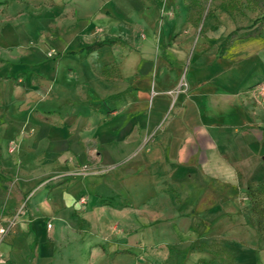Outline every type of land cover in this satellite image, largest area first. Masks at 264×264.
<instances>
[{"label": "crops", "instance_id": "0c3cea01", "mask_svg": "<svg viewBox=\"0 0 264 264\" xmlns=\"http://www.w3.org/2000/svg\"><path fill=\"white\" fill-rule=\"evenodd\" d=\"M56 1L76 4L78 19L94 24L86 35L77 27L49 38L55 58L46 56L50 46L29 44L36 35L10 23L2 25L1 51L9 54L11 68L22 73L24 82L0 78V113L18 114L21 106L26 110L32 117L26 126L36 132L29 144L56 155L57 171L70 179L59 186L62 205L84 195L88 204L81 210L94 211L85 224L98 236L91 237L92 245L77 239L81 248L76 253L86 248L90 264H129L131 239L123 230L117 235L109 231L112 225H127L126 212H150L151 221L171 216L175 222L178 213L198 212L205 200L211 203L212 188L226 195V177L237 165L257 163L259 154L264 156V143L255 145L258 140L251 134L260 131L262 118L245 94L264 80V38L234 39L220 52L221 40L233 29L222 35L208 30L193 42L189 59L185 51L168 47L170 64L153 50L152 24L160 0ZM112 19L143 23L132 33L120 29L94 39L95 24L107 25ZM220 37L212 53L202 54L205 43L214 44ZM105 39L112 42L87 48ZM169 186L176 189L179 201ZM112 195H121L123 204L102 202ZM207 219L191 218L192 233L179 235V240L194 239L210 224ZM36 224L32 221L29 227L35 229ZM68 227L60 221L61 243L67 242ZM100 229L107 237L99 236ZM19 242L15 236V245ZM48 247L44 240L39 250L45 254Z\"/></svg>", "mask_w": 264, "mask_h": 264}, {"label": "rangeland", "instance_id": "374dc122", "mask_svg": "<svg viewBox=\"0 0 264 264\" xmlns=\"http://www.w3.org/2000/svg\"><path fill=\"white\" fill-rule=\"evenodd\" d=\"M229 1L160 0L159 15L152 24L153 50L157 52V58L172 64L171 56L166 51L168 47H174L185 51L189 59V52L194 49L193 42L196 44L197 39L204 38L208 30H220L222 35L239 26L242 29L238 34H242L244 28L262 14L258 9L247 6L246 0H237L240 8L229 14L220 8V3ZM78 16L80 13L74 3L61 4L56 0L0 2V27L10 23L36 35L29 44L50 46L52 51L46 52V56L50 58L56 54L49 38L52 40L60 37L77 27L81 33L88 34L90 24H94V21H80ZM81 22L89 26H78ZM142 23V20L112 19L107 21V25L95 24L93 37L97 39L112 35L120 29L132 33ZM193 34L195 41L191 40ZM178 37H181L179 42ZM260 37L264 38V28ZM221 38L215 39L211 45L205 43L202 54L212 53L213 47ZM2 49L0 48V78L10 79L14 84L23 83L22 73L11 68L12 61L7 56L9 54L2 52ZM5 69L7 70L4 71ZM184 70L185 67L182 74ZM181 86L185 88V82ZM245 94L251 109L257 107L258 115L262 118L258 121L260 131L255 129L251 134L258 140L255 145L263 146L264 80L249 86ZM21 99L22 97L18 98L19 102ZM21 107L16 111L18 114L9 116L0 113V229H4L0 233V264H90L86 248L81 254L76 253L75 249L81 248L78 240L84 239V245H92L91 237L98 236L90 224H85V220L93 218L94 211L81 210V205L88 204L84 195L78 196L67 206L62 205L59 186L70 179L57 171L56 155L29 144L36 132L32 127L26 126V122H32V117H28L26 110ZM258 158L257 163L244 167L237 165L226 177V195H218L212 188L209 194L206 193L211 203L205 200L202 210L198 212L191 210L178 213L180 216L175 222L171 221V216L170 219L163 217L151 221L153 216L150 212L136 209L128 214L126 212L124 220L128 222L127 225L124 228L112 225L109 231L117 235L123 230L125 236L131 239L130 247L127 248L131 254L129 264H228L224 255L215 253L222 247L231 252L236 264H264L263 234L253 223L250 199V190L264 181V156L259 154ZM80 170H75V174ZM168 190L176 194V189L169 186ZM174 198L178 200V194ZM94 200L97 201L96 198ZM122 200L121 195H112L102 202L123 204ZM196 215L208 218L210 224L194 239L179 240V235L192 233L191 218ZM32 221L37 223L35 229L29 227ZM60 221L69 226L66 229V243L60 242ZM49 222L52 223V228L48 226ZM176 222H179V228ZM172 224H175L174 227ZM100 235L106 236L103 229H100ZM15 236L20 238L16 245ZM116 239L117 236L113 242ZM44 240L49 245V252L45 251V254L39 250L40 243ZM119 264L128 262L125 260Z\"/></svg>", "mask_w": 264, "mask_h": 264}, {"label": "trees", "instance_id": "16d2710c", "mask_svg": "<svg viewBox=\"0 0 264 264\" xmlns=\"http://www.w3.org/2000/svg\"><path fill=\"white\" fill-rule=\"evenodd\" d=\"M246 2L247 6L252 9H258L262 12V14L256 17L249 26L245 27L242 34H238V31L242 29V27L239 26L230 31L219 44L220 52H222L234 39H246L250 37L261 36L262 30L264 28V0H246ZM220 8L228 12L229 14H232L235 10L240 8V5L238 4L237 0H230L229 2L220 3ZM111 42L112 40L105 39L94 42L87 48L96 49L104 44H109ZM250 199L251 212L253 214V223L256 226L257 230L262 232L264 242V181L260 182L256 187L250 190ZM215 253L224 255L227 258L228 264H236L233 255L227 248L222 247L219 251H215Z\"/></svg>", "mask_w": 264, "mask_h": 264}, {"label": "built area", "instance_id": "2783aa9c", "mask_svg": "<svg viewBox=\"0 0 264 264\" xmlns=\"http://www.w3.org/2000/svg\"><path fill=\"white\" fill-rule=\"evenodd\" d=\"M181 84H184V82H182ZM48 226L50 227L51 224H48ZM2 232H4V229L3 228L0 229V233H2Z\"/></svg>", "mask_w": 264, "mask_h": 264}]
</instances>
